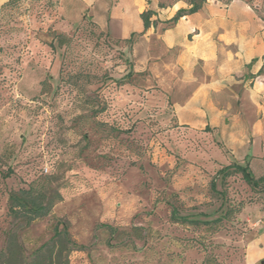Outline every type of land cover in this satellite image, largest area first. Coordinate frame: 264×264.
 Here are the masks:
<instances>
[{
  "label": "rangeland",
  "instance_id": "rangeland-1",
  "mask_svg": "<svg viewBox=\"0 0 264 264\" xmlns=\"http://www.w3.org/2000/svg\"><path fill=\"white\" fill-rule=\"evenodd\" d=\"M249 2L264 21V0ZM72 17L60 0L0 12V250L10 230L31 254L66 225L86 247L71 264H251L263 184L252 188L234 174L214 191L215 174L187 170L193 162L183 155H203L211 139L184 133L174 118L166 124L162 104L139 86L134 43L100 32L88 14ZM251 162L264 176V145ZM47 175L59 179L63 200L18 228L10 191ZM233 207L241 211L226 217Z\"/></svg>",
  "mask_w": 264,
  "mask_h": 264
},
{
  "label": "crops",
  "instance_id": "crops-1",
  "mask_svg": "<svg viewBox=\"0 0 264 264\" xmlns=\"http://www.w3.org/2000/svg\"><path fill=\"white\" fill-rule=\"evenodd\" d=\"M201 1L60 0V4L75 22L88 14L97 29L114 40L134 38V72L145 75L139 86L150 90L149 101L162 104L166 124L174 118L184 133L211 139L203 155L184 152V158L199 165L188 163L187 170L194 173L202 167L215 174L214 191L219 179L234 174L258 188L235 166L249 167L254 176L251 157L264 145V21L249 0H204L198 11L174 22L180 11ZM7 2L0 0V12ZM259 228L251 239V264L258 260L264 264V225Z\"/></svg>",
  "mask_w": 264,
  "mask_h": 264
},
{
  "label": "trees",
  "instance_id": "trees-1",
  "mask_svg": "<svg viewBox=\"0 0 264 264\" xmlns=\"http://www.w3.org/2000/svg\"><path fill=\"white\" fill-rule=\"evenodd\" d=\"M24 1L34 2L40 0H8V2L2 6L1 11L5 12L7 9L18 7ZM203 1L194 3L192 8L188 11H180L174 19V22L185 14L198 11ZM149 17L148 13L143 15L146 28L150 24ZM127 42L134 43V38L132 37L127 40ZM227 169H229V167L222 170L220 173H225ZM235 169L237 172L242 173L244 179L254 187H259L262 183L264 188V176L260 179H255L249 167L237 165ZM13 173V169L9 167L7 172L3 173V177L8 179ZM60 190L61 185L59 184V179L55 175L39 177L27 187L10 191L8 195V215L17 223L18 228H27L36 221L45 219L51 215L55 206L63 200ZM233 208V211H227L225 214L226 217L238 213L241 210L239 207ZM215 222L216 223L212 221H199L196 219L190 221L191 224H197L199 226L210 224L218 225V221ZM106 227L114 233L117 232V230L111 226ZM18 231V229H13L7 232L5 247L3 250H0V264H71V254L74 251L86 249L85 246H80L74 241L68 226L63 225L60 227V225H57L55 227L54 236L48 242L31 254H27ZM208 263L209 259H206L204 264Z\"/></svg>",
  "mask_w": 264,
  "mask_h": 264
},
{
  "label": "built area",
  "instance_id": "built-area-1",
  "mask_svg": "<svg viewBox=\"0 0 264 264\" xmlns=\"http://www.w3.org/2000/svg\"><path fill=\"white\" fill-rule=\"evenodd\" d=\"M45 172H46V173L49 172V168H48V167L45 168Z\"/></svg>",
  "mask_w": 264,
  "mask_h": 264
}]
</instances>
